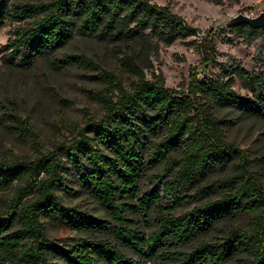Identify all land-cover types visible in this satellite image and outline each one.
I'll list each match as a JSON object with an SVG mask.
<instances>
[{
	"label": "trees",
	"instance_id": "trees-1",
	"mask_svg": "<svg viewBox=\"0 0 264 264\" xmlns=\"http://www.w3.org/2000/svg\"><path fill=\"white\" fill-rule=\"evenodd\" d=\"M7 22L17 26L3 46L4 65L31 69L48 62L59 71L82 65L104 87L91 91L99 118L74 126L47 153L0 161V197L13 191L1 200L0 264H226L241 255L264 264V186L246 151L227 140L231 121L222 115L236 111L264 121V72L224 64L220 75L201 80L217 54L208 39L199 46L202 68L186 87H166L160 72L148 79L143 65L153 67L149 55L158 45L197 34L180 15L149 0H0V31ZM231 30L249 41L264 35V28L247 24ZM75 33L110 43L133 79L129 87L85 54L57 58ZM234 78L246 93L233 87ZM8 117L36 142L28 120ZM158 169V185L143 192L144 180ZM216 172L227 174L208 181ZM71 183L111 220L66 205L58 191L74 194ZM186 198L200 203L176 214ZM245 217L247 228L225 227L213 236ZM46 225L83 236L52 239Z\"/></svg>",
	"mask_w": 264,
	"mask_h": 264
},
{
	"label": "rangeland",
	"instance_id": "rangeland-1",
	"mask_svg": "<svg viewBox=\"0 0 264 264\" xmlns=\"http://www.w3.org/2000/svg\"><path fill=\"white\" fill-rule=\"evenodd\" d=\"M38 1L47 0H15L19 4ZM149 1L180 15L190 27L197 30V34L185 40H178L170 46L158 45L149 55L153 67L143 65L148 79L152 78L153 71L160 72L166 87H186L191 75L200 72L202 68L203 57L199 46L208 39L214 43L217 54L208 69L201 73V80L220 75L221 66L224 64L241 65L250 73L264 72V35L249 41L233 32L231 28L215 30L216 25L225 17H234L240 13L256 16L264 11V0H222L219 5L209 0ZM16 26L7 22L0 31V161L8 162L21 158L33 159L39 154L47 153L55 144L70 138L74 126L83 125L84 120L89 117L99 118L102 110L93 99L91 91H99L104 87L103 82L96 78V73L82 65H71L60 71L52 68L48 62H41L31 69L4 65L3 46ZM63 54H85L103 69L114 73L126 87H129L133 80L122 69L120 57L113 46L94 36L75 33L70 41L57 51L56 57L60 58ZM233 87L242 94L247 92L238 78H234ZM14 113L21 119L28 120L37 135L36 142L14 128L8 117ZM222 115L231 121L225 132L227 140L246 151L252 161L253 171L260 174L264 186V121L241 118L236 111L222 112ZM159 173L161 169L152 171L151 177L144 180L143 192L158 185L155 176ZM226 174L216 172L208 181L220 180ZM69 185L76 190L74 194L58 191L66 205L87 211L95 217L111 220L95 199L80 192L74 184ZM159 187L163 189L162 183H159ZM12 193L11 190L1 195L0 206L3 203L1 200L9 198ZM161 194L163 195V192ZM187 194L193 195V191H188ZM162 203L172 205L165 196ZM199 203L200 201L194 198H186L176 207L175 213L190 210ZM236 226L247 228L248 217L221 225L213 236L221 237L222 229ZM142 229L149 232L146 226ZM46 234L52 239L83 236L53 225H46ZM226 264L249 262L241 255Z\"/></svg>",
	"mask_w": 264,
	"mask_h": 264
},
{
	"label": "water",
	"instance_id": "water-1",
	"mask_svg": "<svg viewBox=\"0 0 264 264\" xmlns=\"http://www.w3.org/2000/svg\"><path fill=\"white\" fill-rule=\"evenodd\" d=\"M243 24H247L254 29L264 28V11H261L254 17L242 13L234 17H225L216 25L215 30L218 28H231Z\"/></svg>",
	"mask_w": 264,
	"mask_h": 264
}]
</instances>
